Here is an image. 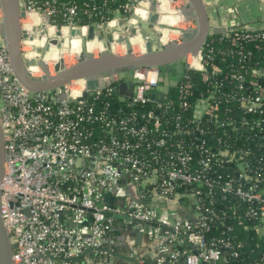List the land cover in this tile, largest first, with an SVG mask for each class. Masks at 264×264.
Segmentation results:
<instances>
[{
  "label": "built area",
  "instance_id": "obj_1",
  "mask_svg": "<svg viewBox=\"0 0 264 264\" xmlns=\"http://www.w3.org/2000/svg\"><path fill=\"white\" fill-rule=\"evenodd\" d=\"M174 1L177 0H159V22L164 21L163 15L169 14L184 19L178 10L180 5L172 6ZM144 2L146 5L142 4ZM162 3L169 7L165 14L161 12L164 11ZM19 5L24 11L20 20L26 34L20 42V50L24 59L34 60L28 65L31 75H37L34 77L45 73L41 60L47 63L50 73L59 60L47 58L48 51L32 41L34 36L47 39L49 44H53L50 43L53 38L68 42L75 35L71 34V29L82 32L89 24L96 29L115 27L117 11L126 14L131 22L138 6H144L148 12L150 9L149 0H127L121 5L122 10L115 9L112 16L82 23V7L75 0H19ZM83 11L90 14L87 8ZM169 24L167 21L159 23L157 44L180 41L184 29H178L177 36L171 37L174 29ZM48 26L52 31L47 34ZM214 32L218 31L211 28L208 37ZM220 32L234 46L241 40L264 42V29L236 28ZM24 43L30 47L22 48ZM83 43L81 39V47ZM205 43L206 40L198 54H187L177 61L183 67L200 71L203 79L221 71L212 63L208 70L207 58H212L213 51H205ZM54 45L58 47L61 41ZM113 48L115 50L116 45H111V50ZM80 51L72 55L78 59ZM239 52L245 58L246 55ZM263 70L252 67L247 89L245 73L233 68L228 78L236 89L225 100L238 102L245 112L261 111L264 85L259 77L264 74ZM160 75L158 66H138L129 69L126 77L116 73L113 80L99 78L91 88L86 79L80 78L54 89L31 91L13 73L0 32V124L4 135L0 202L14 264H74V258L86 248L98 251L115 243L112 231L118 216L136 221L138 229L148 235L166 237L158 245L159 260L168 257L174 261L183 257L186 264H218L224 259L225 249L234 257L239 252L224 238L206 241L203 236L202 229L209 227L205 213H212L216 187L245 204V215L254 219L251 227L264 238V188L259 185L257 168L240 159L239 153L244 155L245 151L238 153L218 142L213 145L207 139L186 142L179 136L192 131L210 132L202 123L203 117L222 129L232 124L231 120L218 116L221 100L214 97L216 88L192 104L189 83L184 82L186 74L182 69L178 76L183 79L179 82L177 105L182 109L193 106L194 113L185 118V124L180 121L182 114L176 113L171 129L168 113L176 103L169 97L167 88L178 78L163 81ZM115 81L119 82L116 86ZM114 93L124 100V106L112 104ZM220 137L216 140L220 141ZM188 143L198 152L197 158ZM222 159H235L238 166L234 175L228 172L223 179L221 175H217L218 178L210 174L213 164ZM126 183L136 187L137 197L128 195ZM181 185L189 186L194 197L196 221L200 226L196 230L189 218L177 217L173 208H156L148 203L151 190L159 199L170 200ZM202 188H206L207 203L200 200ZM119 199L123 202L119 203ZM183 238L188 240L190 249L170 248L173 242L185 243ZM248 264H264V254Z\"/></svg>",
  "mask_w": 264,
  "mask_h": 264
},
{
  "label": "trees",
  "instance_id": "obj_2",
  "mask_svg": "<svg viewBox=\"0 0 264 264\" xmlns=\"http://www.w3.org/2000/svg\"><path fill=\"white\" fill-rule=\"evenodd\" d=\"M79 7H82V16L80 22L89 23L99 21L103 18L113 15L115 9H121V5L127 0H75ZM87 8L90 14L84 12ZM241 29H245L240 27ZM257 30V29H254ZM205 51L212 49V58H207V68H211V63L221 68L216 74L209 75L203 79L202 74L198 70L183 67V72L186 76L184 82L189 83L190 95L189 99L194 103L195 99L207 96L210 89H215L214 97L221 100L217 110L218 116L223 120H231L235 124L224 125L221 127H214L208 118L203 117L202 123L210 128V132L197 133L192 131L190 133H181L179 136L186 142H191L193 139H207L213 145L218 142L220 146L227 145L230 149L237 151H245L244 155H240V159L247 160L254 168H257L258 182L261 188H264V102L261 111L245 112L239 106L238 102L225 100V98L233 92L236 87L235 84L228 78V73L233 69H239L244 72L246 79L244 84L249 88L248 80L251 77L250 72L252 67H261L264 69V42L258 40H241L237 45H231L230 39L227 36H222V32H214L207 37L205 43ZM232 48V51L230 49ZM242 51L246 56L242 57L239 51ZM226 51V52H225ZM249 51V53H247ZM225 52V53H224ZM264 71V70H263ZM178 81L170 83L167 88L169 97L175 100L176 106L168 115L171 119L170 125L173 129L172 118L177 114H182L181 123L185 124V118L190 117L194 113L193 106L187 109H182L177 105V95L179 92V82L183 77H177ZM259 80L264 85V74L259 77ZM119 82L113 83L116 86ZM114 106H124V100L117 96V93L111 98ZM245 121L246 123H242ZM225 132V133H224ZM210 133L212 134L210 136ZM198 135V137H195ZM221 136V140L216 138ZM188 145L193 150L194 158H197L198 152L193 149L192 144ZM238 170L235 159L214 163L211 175L218 177L221 175L222 179L226 173L234 175ZM250 175L253 178L252 173ZM219 178V177H218ZM150 188L152 187L149 185ZM206 188H202L201 201H205ZM189 186L181 185L177 187L174 198L178 199L182 204L189 205L192 209L193 215L189 217L194 227L199 228L196 221V209L194 204V197L191 195ZM245 204L231 193L222 192L218 187L215 189L214 199L211 204L212 213L207 212L206 220L209 227L203 228L202 233L206 241L212 238H224L230 242L231 248L237 249L239 254L234 257L229 254V249L224 251V259L218 264H248L260 258L264 254V238L259 236L251 227L254 219L245 215ZM250 225V226H248ZM230 226L229 229H226ZM185 244V243H182ZM230 248V249H231ZM77 264V263H74ZM79 264V263H78Z\"/></svg>",
  "mask_w": 264,
  "mask_h": 264
},
{
  "label": "water",
  "instance_id": "obj_3",
  "mask_svg": "<svg viewBox=\"0 0 264 264\" xmlns=\"http://www.w3.org/2000/svg\"><path fill=\"white\" fill-rule=\"evenodd\" d=\"M150 9L148 18L143 19L136 13L133 17L136 23L128 21L126 14H122V21L115 27L94 28L92 24L87 27V35L82 38L85 42L87 38L97 36L104 43L103 51L94 55L87 49L83 43L77 61L66 65L63 59H59L54 64V73H50L47 63L43 60L40 64L45 70V73L39 77L31 75L28 65L34 60L24 59L20 50V42L26 36L22 28L21 17L24 11L19 5V0H0V10L2 13V23L0 24V32L3 34L5 45L7 48L9 60L13 69V73L18 80L31 91H45L62 86L73 79H86L88 87H93L102 77L114 79V75L120 71H126L138 66H162L164 70L170 69V66L183 59L187 54H198L201 46L208 37L211 25L207 15L206 6L203 0H184V3L178 7V10L183 14L184 19L194 21V27H187L182 30L180 41H169L164 45H154L160 36V11L159 0H149ZM145 21L147 29L155 33V37L149 35L142 29ZM79 29H71V34L79 33ZM114 32L118 35L115 37ZM59 33V32H58ZM140 33L146 35L145 51L134 53L131 48V36ZM152 37V38H151ZM124 42L126 51L124 53H116L111 50L112 42ZM50 43H60L53 38ZM91 92V91H90ZM85 91L83 94L85 95ZM165 99V97H163ZM71 100V98H68ZM3 156H4V135L0 124V180L3 174ZM107 199V195H105ZM112 197L109 198L112 201ZM1 200V191H0ZM156 224V223H153ZM161 228L171 229L165 225H159ZM183 241L189 244L186 238ZM98 251L111 253L109 247L103 246L98 248ZM89 252H95L91 247L86 248L80 255L74 258L78 260L82 255ZM12 244L10 242L7 230L4 226L1 214L0 202V264H14L12 259ZM135 262L138 263L134 259Z\"/></svg>",
  "mask_w": 264,
  "mask_h": 264
},
{
  "label": "crops",
  "instance_id": "obj_4",
  "mask_svg": "<svg viewBox=\"0 0 264 264\" xmlns=\"http://www.w3.org/2000/svg\"><path fill=\"white\" fill-rule=\"evenodd\" d=\"M206 6L207 15L209 18L210 25L214 31H223L227 29L236 28H250V29H264V0H203ZM177 7L179 4L184 3V0H177ZM117 26L121 19V11H117ZM138 15V14H137ZM164 16V15H163ZM173 17L166 18L165 21H170L169 24L173 30L170 33L171 37L177 36L178 29H184V25L181 23L177 25L180 18ZM133 18V17H132ZM134 19V18H133ZM189 20V19H188ZM173 21L176 23H173ZM186 22L181 19L180 22ZM191 21V20H189ZM188 21V22H189ZM115 22V21H114ZM132 23H136V20H132ZM164 24V21L159 22ZM146 28L145 21L142 23ZM188 25H186V28ZM139 34V33H138ZM117 36V33H114ZM143 37V36H142ZM145 36L143 40H145ZM152 38V37H151ZM154 38V36H153ZM131 47H137L145 50V45L142 47V41L135 37H131ZM139 40L140 44L134 46L133 40ZM98 44V42H95ZM100 43V42H99ZM152 44L157 45L154 41ZM117 47H126V44L120 43L115 44ZM124 45V46H123ZM87 46V45H86ZM115 48V50H116ZM124 49V48H123ZM126 189L130 197H137V189L131 183H126ZM152 196L148 199L149 205L155 206L156 208H173L176 211L177 217H192L193 212L189 205L182 204L178 199L173 198L170 200L159 199L154 190H151ZM119 202V201H118ZM115 243L109 246L111 253L105 251L89 252L82 255L74 263L79 264H186L183 257L172 261L168 257L159 260L160 252L158 245L160 242L165 241L166 237H155L148 235L145 231H140L137 227L136 221L123 220L122 217L116 218L114 229L112 231ZM180 247L190 249V244H182L179 242H173L170 244V248ZM134 259L137 262L134 261Z\"/></svg>",
  "mask_w": 264,
  "mask_h": 264
},
{
  "label": "bare ground",
  "instance_id": "obj_5",
  "mask_svg": "<svg viewBox=\"0 0 264 264\" xmlns=\"http://www.w3.org/2000/svg\"><path fill=\"white\" fill-rule=\"evenodd\" d=\"M143 5H146V2H144V3H142ZM161 7H162V9L165 11L167 8H169L168 6H167V3H165V4H161ZM135 13L136 14H138L141 18H148V10L147 9H145V7L144 6H138L136 9H135ZM169 17H173V16H171V15H166V16H163L162 17V20H166V18H169ZM134 18V17H133ZM132 17L130 18V20L132 21V20H134ZM177 18V17H176ZM116 22V21H115ZM168 22H170V21H168ZM112 23V22H111ZM171 23V22H170ZM49 30L50 31H52V27L51 26H48V28H46V32H47V34L49 33ZM87 30L85 29V28H82V32H79V33H76L72 38H71V40H69L68 42H66V40L65 39H63V38H61V45H59L58 47L56 46V45H54V43L53 44H49V41L47 40V39H41V38H37L36 36H34L33 37V42L34 43H36L37 45H43V48L44 49H46L47 51H48V53L46 54V56H47V58H53L54 60H56L57 58H59V59H63L64 58V62L66 63V60H65V53H66V51H67V47H68V43H70L71 44V51L73 52V53H78L79 51H80V47H81V44H80V42H81V39L84 37V36H86L87 35ZM114 33H116V32H114ZM61 34H63V31H61ZM140 34V33H139ZM139 34H134V35H132L131 37L132 38H135V37H137V38H139L141 41H142V47H143V45H144V40H143V37L145 36L146 37V35H143V37H142V35L140 36ZM165 34H166V31H165ZM115 36V35H114ZM43 37H44V35H43ZM116 37V36H115ZM42 41H41V40ZM132 40V39H131ZM90 42H92V43H90ZM95 42H98V44L97 43H95ZM100 42V43H99ZM120 43H124V42H117L116 40H114L113 42H112V46H114L115 47V44H120ZM85 46L87 45V49H89V51H93V50H95V49H104V43L98 38V37H96V36H93V37H91L90 39L89 38H87L86 39V41H85ZM125 44V43H124ZM133 44H134V46L136 45V46H138L139 44H140V42H139V40H137V39H134L133 40ZM132 45V44H131ZM124 46V45H123ZM124 49H126V47L124 46L123 47ZM70 49V48H69ZM113 50H114V48H113ZM46 58V59H47ZM34 76H37V75H34Z\"/></svg>",
  "mask_w": 264,
  "mask_h": 264
},
{
  "label": "rangeland",
  "instance_id": "obj_6",
  "mask_svg": "<svg viewBox=\"0 0 264 264\" xmlns=\"http://www.w3.org/2000/svg\"><path fill=\"white\" fill-rule=\"evenodd\" d=\"M163 4V3H162ZM171 4H172V6H177V2L176 1H174V2H171ZM178 5H182V4H179L178 3ZM167 10H169L168 8L165 10V11H161L162 12V14H165V13H167ZM170 15V14H169ZM166 16V15H165ZM178 18H180V17H178ZM181 19L182 18H180V21H181ZM177 22V25H179L180 23L182 24V25H184V29H186V25H188V26H190V27H194V25H195V23H194V21H186V22ZM173 23H176V21L174 22L173 21ZM167 26V25H166ZM144 29H142L143 31H145L146 33H149V35L150 36H154L155 35V33L153 32V31H151V30H149V29H147V27L145 28V27H143ZM140 35V34H139ZM141 36V35H140ZM155 37V36H154ZM90 43H92V42H90ZM144 45H145V42H144ZM143 45V46H144ZM27 47H30V44H22V48H27ZM87 47V46H86ZM70 48V49H69ZM132 49H133V52L134 53H141V52H143V51H145L144 49H140V48H137V47H132ZM89 50V49H88ZM94 51V50H93ZM126 51V49H123V47H117L116 48V50H114V52H116V53H124ZM72 51H71V44L70 43H68V47H67V51H66V53H65V60H66V65H68V64H72V63H74L75 61H77V57H74V55H72ZM94 55H98V54H100V52H99V50H95L94 51V53H93ZM51 62V61H50ZM176 64V65H175ZM175 64H172L171 66H170V69H168V70H164L163 69V67L162 66H160V76L162 77V79H163V81H165V80H167V79H171V80H173V79H175V78H177L180 74H181V72H182V69H183V66L182 65H180V63H175ZM51 72L52 73H54V69H52L51 70ZM129 73V69L128 70H126V71H120V72H118L117 74L118 75H120V77H126L125 75L126 74H128ZM123 202V200L122 199H119V203H122Z\"/></svg>",
  "mask_w": 264,
  "mask_h": 264
}]
</instances>
